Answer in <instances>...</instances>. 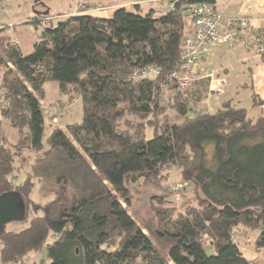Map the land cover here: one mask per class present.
<instances>
[{
	"label": "trees",
	"instance_id": "trees-1",
	"mask_svg": "<svg viewBox=\"0 0 264 264\" xmlns=\"http://www.w3.org/2000/svg\"><path fill=\"white\" fill-rule=\"evenodd\" d=\"M158 1L165 12L122 7L104 19L85 7L50 26L36 15L27 55L0 26V126L17 135L0 137V195L17 192L26 211L23 229L0 234L1 264L30 255L38 264H260L237 235L254 233L264 255V112L252 118L231 100L202 111L199 79L180 91L186 10L202 0ZM149 67L158 74L146 76ZM49 82L81 101L82 118L45 137ZM24 150L33 162L15 185ZM171 170L180 187L164 185ZM35 188L47 203L31 199ZM187 189L182 211L162 208Z\"/></svg>",
	"mask_w": 264,
	"mask_h": 264
},
{
	"label": "crops",
	"instance_id": "crops-1",
	"mask_svg": "<svg viewBox=\"0 0 264 264\" xmlns=\"http://www.w3.org/2000/svg\"><path fill=\"white\" fill-rule=\"evenodd\" d=\"M22 1V4H20L19 2L15 3L12 0H0V26H4L9 33L10 29L12 32L15 30L14 27H18V29L25 27L27 32L24 34L27 36H25L23 40L18 38V36H13L11 33L10 36L13 42L20 46L23 54L27 55L31 53L33 44L38 39L39 35V31L30 24L31 19L40 13H43L45 16L48 14L50 18L54 15L61 16L65 14L62 12L50 14L46 5L50 0H42L40 3H35L34 0ZM154 4H159L160 7H162V5L165 7L166 5V9L162 7L165 10L169 7L167 3L161 1L158 2V0H100V3L94 4L97 5L96 7L92 4H83L82 6H89L91 8L89 11L83 12V14L109 19L116 9L122 7L130 10L138 7V11H143V13L149 10H153L158 14L163 13L161 12L160 7L156 8V5L154 6ZM215 4L223 12L224 18L226 19L243 17L253 21L258 27L263 25L264 0H239L228 2L227 5L222 0H215ZM39 7L43 8L44 11H38L35 9ZM1 15L4 17V20L1 19ZM6 19L9 20L5 21ZM195 70L199 75V81L206 82L208 93L213 92V90L214 92H216V90H221V92L214 95L212 99V94L207 95L204 100L205 102L202 105H199V108L202 109V111L212 113L222 102L231 100L233 105L249 110L252 118L257 117L264 112L263 58L254 56L241 47L229 49L220 44L198 60ZM230 74H233L236 77L232 81V87L227 86L229 84L227 83V79ZM239 89L249 93L247 97L236 96ZM222 95H224L223 98H220ZM252 95H255L263 104L254 107ZM232 96L233 98H229ZM205 103L206 105L210 104V107H205ZM244 257L248 259L246 256Z\"/></svg>",
	"mask_w": 264,
	"mask_h": 264
},
{
	"label": "rangeland",
	"instance_id": "rangeland-1",
	"mask_svg": "<svg viewBox=\"0 0 264 264\" xmlns=\"http://www.w3.org/2000/svg\"><path fill=\"white\" fill-rule=\"evenodd\" d=\"M15 3H20L22 4V0H12ZM47 1V0H45ZM44 1V2H45ZM157 1V0H155ZM239 1V0H237ZM160 2V1H158ZM223 2L227 5L228 1L223 0ZM47 3V2H46ZM100 3V0H50L48 2L47 7L49 9V13L51 14H55L57 12H62L65 15H54L52 16V18L49 17V15L47 14V18L44 19V25L42 26H50L52 24H50L49 22L51 21L52 23H56L58 21V19H62L63 17H65L67 14H71V15H75L80 9H84L85 7H83V4H92L94 7H96L97 5L94 4H98ZM224 4V5H225ZM6 5V4H5ZM156 5V8H159V4H154V6ZM264 6V5H263ZM83 7V8H82ZM89 7V6H88ZM153 7V6H152ZM163 7V5H162ZM162 7H160L161 12H165L166 10V5L165 9H163ZM38 11H44L43 8L39 7V8H35ZM155 9V8H154ZM67 12V13H65ZM48 13V11H47ZM141 13H143V11H141ZM39 16H45L43 13L38 14ZM1 19L4 20V17L1 15ZM9 19H6L5 21H8ZM264 22V21H263ZM7 24V23H5ZM15 30L12 32V30L10 28V33L13 34V36H18V38H20L21 40H23L25 38V36H27L26 33L27 30L24 28L18 29V27H14ZM8 35H11L9 32H7ZM225 47V46H224ZM228 48V47H226ZM234 48H239V47H234ZM234 48H229V49H234ZM242 48V47H241ZM244 49V48H243ZM251 53V52H250ZM252 55H254L253 53H251ZM256 56V55H254ZM258 57V56H257ZM235 75L230 74L228 76L227 79V83H229L227 86L228 87H232V81L235 79ZM192 86V85H191ZM190 89V87H189ZM45 90H46V95L45 98H43L41 100V106L43 109V116H44V120H45V125H46V129H45V133L44 136L46 137L48 135V133L57 127L60 128H64L66 125L68 124H72V123H78L81 121V116H82V105H81V101L75 99V96L73 93H71V91L68 94H62L59 91L58 88V84L55 82H49L45 85ZM221 92V90H216V92H211V93H205L206 95H211V99L214 95L219 94ZM183 93V92H182ZM249 93H246V91L239 89L238 93L236 96H246ZM73 99H70L69 97H71ZM224 95L220 96V98H223ZM234 96V95H233ZM229 97V98H233ZM207 97V96H206ZM72 101V102H71ZM205 101H203L200 105H202ZM208 104V103H207ZM241 106V105H239ZM205 107H210V104L206 105L205 103ZM202 110V109H201ZM151 136V134H150ZM0 137L1 138H7L9 141H12L13 143L17 142V135H16V131L12 130L11 128H9L6 123L3 124L2 126H0ZM19 146H26V140L23 139L20 141ZM211 150V148H209ZM25 152L23 153V157L22 159L24 160L23 163H21L20 159L16 160L17 164L20 165L22 164V168L20 172H17V176L15 178V185H18L21 183V181L24 179L25 174L28 171L29 166L31 165V163L33 162V156L32 154L29 152V150H24ZM166 174V172H164ZM165 186H175L176 187H180L179 184V179H178V174L177 171L175 170H171L169 172H167L166 174V180L164 182ZM128 188L131 190V187L128 186ZM188 188V187H187ZM140 190H144L148 193V195L151 194H161V190L159 188H155V189H145L140 187ZM132 192V191H131ZM193 195V192L191 191V189H187V192L185 193V197H183V199L181 197H179V195H175V197H168L166 200V204L164 206H162L163 209H167L169 207H173L172 209L177 211V213L179 211H182V208H185V206L187 205L186 201L189 200ZM134 199V196H131ZM31 199L37 204V205H43L45 203L48 202V200H41L39 197V194L37 193V190L35 188V190L32 192L31 194ZM186 204V205H185ZM191 204V203H188ZM138 212H136L139 218L141 219H146L147 218V213H145V211H140L139 209L137 210ZM25 226L23 224H18V223H10L6 225V231L9 230H14V231H19L21 229H23ZM244 232V231H243ZM240 233L237 235V241H239L240 244V249L243 253L244 256H246L248 259L250 260H256L258 259L260 264H264V255L261 253V251H256L254 248V244H253V239H254V233L252 232H247V233ZM54 240L53 236H50L47 240L48 243H51ZM42 258L41 255H37L36 257L30 255L27 256L25 258V264H38L39 260ZM1 264V263H0Z\"/></svg>",
	"mask_w": 264,
	"mask_h": 264
},
{
	"label": "built area",
	"instance_id": "built-area-1",
	"mask_svg": "<svg viewBox=\"0 0 264 264\" xmlns=\"http://www.w3.org/2000/svg\"><path fill=\"white\" fill-rule=\"evenodd\" d=\"M186 15V27L189 32L182 49L181 73L178 76L173 75L180 91H186L193 81L199 79L195 70L198 60L217 45L228 48L242 47L256 56L264 55V22L258 27L253 21L243 17L226 19L215 3L204 0L188 6ZM144 74L157 75L158 71L149 67Z\"/></svg>",
	"mask_w": 264,
	"mask_h": 264
},
{
	"label": "water",
	"instance_id": "water-1",
	"mask_svg": "<svg viewBox=\"0 0 264 264\" xmlns=\"http://www.w3.org/2000/svg\"><path fill=\"white\" fill-rule=\"evenodd\" d=\"M23 199L15 191L0 195V234L5 231L6 225L21 222L25 218Z\"/></svg>",
	"mask_w": 264,
	"mask_h": 264
}]
</instances>
